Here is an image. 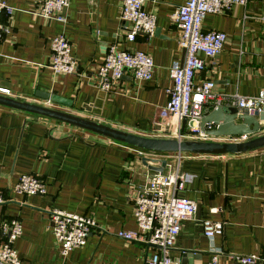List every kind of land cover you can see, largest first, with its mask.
Instances as JSON below:
<instances>
[{
	"label": "crops",
	"instance_id": "obj_1",
	"mask_svg": "<svg viewBox=\"0 0 264 264\" xmlns=\"http://www.w3.org/2000/svg\"><path fill=\"white\" fill-rule=\"evenodd\" d=\"M5 1L12 10L0 17L9 27L0 38V87L10 90L9 97L140 136L205 140L191 137L187 130L181 132L176 118H171L168 128L161 119L167 102L165 90L171 84L169 68L184 60L174 21L184 0H143L144 7L156 14V27L152 35L138 33L133 41L124 38L128 22L120 15L121 0H69L65 22L37 15L38 0ZM202 26L225 32L227 39L216 56H200L204 67L195 74V84L211 79L215 93L225 95L253 96L264 89V0L207 13ZM59 32L69 40L77 60L72 73L49 67L50 39ZM112 42L123 49L147 52L154 62L153 76L137 80L127 72L111 91L99 89L94 75ZM39 90L65 98L69 104L38 97ZM213 107L208 104L205 109ZM143 157L155 159L148 161L153 166L165 159L163 172L177 164L173 152L145 151L0 104V188L5 196L0 223L20 219L22 232L14 246L21 264H145L156 246L115 234L137 229L131 193L145 185L148 174L157 172L143 163ZM180 169L193 177L179 195L192 199L197 209L193 218L181 221L170 251L173 264H205L211 249L228 254L262 252L264 147L242 153L185 152ZM26 173L44 180L46 194H21L12 189ZM53 208L90 216L97 223L85 244L66 256L60 254L52 233L49 215ZM202 219L222 220L223 234L208 239ZM186 251L193 254L184 256ZM220 259L226 262L228 256L223 254Z\"/></svg>",
	"mask_w": 264,
	"mask_h": 264
},
{
	"label": "built area",
	"instance_id": "obj_2",
	"mask_svg": "<svg viewBox=\"0 0 264 264\" xmlns=\"http://www.w3.org/2000/svg\"><path fill=\"white\" fill-rule=\"evenodd\" d=\"M35 10L37 15L66 21L64 13L69 0H38ZM248 0H184L174 15L176 28L179 32L178 44L184 49V60L173 62L169 68L171 84L166 88L167 102L161 110L164 128H168L176 118L180 123L186 118V130L192 137L204 139V134L198 128L200 116L205 106L211 104H230L249 113L264 111V89L253 96L238 94H217L214 91V81L203 80L195 84V74L202 70L204 63L200 56L211 58L223 48L227 34L219 30L203 29V20L207 13L227 12L234 5H245ZM12 7L0 0V17L9 14ZM121 18L128 22L125 40L133 41L138 33L152 35L156 27V14L147 10L143 0H121ZM9 27L0 19V38L8 33ZM49 67L54 72L72 73L77 67V60L72 54L71 44L63 32L50 39ZM129 72L134 79L148 80L154 73L152 57L142 50H128L118 47L116 42L107 46L99 64L94 81L103 91H111L118 80ZM0 94L10 96L8 88L0 87ZM179 140L181 138L178 137ZM245 134L232 136L229 141L247 140ZM177 162L169 172H151L146 183L141 188H133V214L137 225L136 230H117L116 236L127 241H138L156 246L155 251L145 261V264H173L170 251L180 231L181 221L193 218L197 205L185 196L179 195L183 184L193 175L180 169V162L185 152H173ZM12 189L21 194H46L44 180L37 174H21L13 184ZM5 201L0 188V204ZM52 233L59 246L61 255L66 256L74 248L82 247L96 221L87 215L53 208L49 215ZM204 235L213 239L222 235L224 222L222 220L202 219ZM22 232V224L18 217L3 220L0 223V264H21L14 241ZM227 255L226 262L221 261V255ZM205 264H264V249L262 252L250 254H228L222 249H211V255Z\"/></svg>",
	"mask_w": 264,
	"mask_h": 264
},
{
	"label": "water",
	"instance_id": "obj_3",
	"mask_svg": "<svg viewBox=\"0 0 264 264\" xmlns=\"http://www.w3.org/2000/svg\"><path fill=\"white\" fill-rule=\"evenodd\" d=\"M35 94L49 102L69 104L65 98L51 92L39 90ZM0 104L69 123L113 140L155 153L182 151L203 154H225L242 153L264 147V133L259 134L264 128V124H262V122L264 123V111L249 113L246 109H239L232 105L218 104L210 111L208 109L203 110V114L199 118L198 128L203 132L205 140H179L177 138L140 136L69 112L19 100L3 94H0ZM185 130L186 118H183L181 121V132ZM242 134L247 135L248 139L240 142L228 140L232 136ZM210 138L214 140H206ZM150 160L153 161L155 159L142 158L143 163L148 168L162 173L166 160L161 159L159 166L149 165L148 161ZM190 253L193 254L190 251H186L184 252V256Z\"/></svg>",
	"mask_w": 264,
	"mask_h": 264
},
{
	"label": "trees",
	"instance_id": "obj_4",
	"mask_svg": "<svg viewBox=\"0 0 264 264\" xmlns=\"http://www.w3.org/2000/svg\"><path fill=\"white\" fill-rule=\"evenodd\" d=\"M137 148V147H136ZM140 149V148H139ZM145 151H148V150H145ZM157 153H160L161 154V152H157Z\"/></svg>",
	"mask_w": 264,
	"mask_h": 264
}]
</instances>
